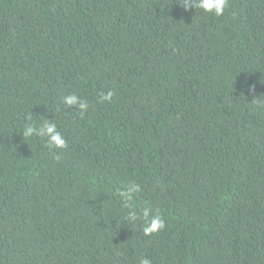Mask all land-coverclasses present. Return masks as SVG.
Wrapping results in <instances>:
<instances>
[{
	"label": "trees",
	"instance_id": "obj_1",
	"mask_svg": "<svg viewBox=\"0 0 264 264\" xmlns=\"http://www.w3.org/2000/svg\"><path fill=\"white\" fill-rule=\"evenodd\" d=\"M183 7L0 0V264H264V0Z\"/></svg>",
	"mask_w": 264,
	"mask_h": 264
},
{
	"label": "clouds",
	"instance_id": "obj_2",
	"mask_svg": "<svg viewBox=\"0 0 264 264\" xmlns=\"http://www.w3.org/2000/svg\"><path fill=\"white\" fill-rule=\"evenodd\" d=\"M228 0H184V9L188 10L194 8L196 11L201 10L205 13H211L215 16H221L227 6ZM114 93L108 91L106 94L101 93L99 100L103 102H111ZM62 102L67 107L78 106L83 114L88 108V102L82 100L75 94H69L62 97ZM24 138L31 137L33 135H39L47 137V144L50 148L64 149L67 147V141L63 137L60 131L57 129L56 123L49 121L44 123L39 129L33 125H28L22 132ZM140 186L135 183H131L130 187H123L116 195L120 198L121 205L124 209H127L126 221L135 223L138 219L143 220L142 230L146 236H149L165 228V220L157 213H154L150 207H144L139 212L133 207L131 201L133 200V193L138 192ZM139 264H151V261L142 257L139 260Z\"/></svg>",
	"mask_w": 264,
	"mask_h": 264
}]
</instances>
